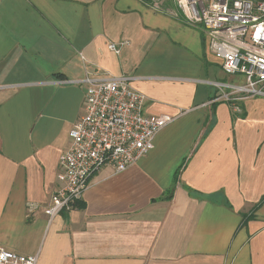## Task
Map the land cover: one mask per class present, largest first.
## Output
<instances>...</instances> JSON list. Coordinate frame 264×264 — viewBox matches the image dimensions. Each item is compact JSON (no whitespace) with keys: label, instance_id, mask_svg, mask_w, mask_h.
I'll return each mask as SVG.
<instances>
[{"label":"crops","instance_id":"crops-1","mask_svg":"<svg viewBox=\"0 0 264 264\" xmlns=\"http://www.w3.org/2000/svg\"><path fill=\"white\" fill-rule=\"evenodd\" d=\"M166 8L175 14L141 0H0V245L36 264H264V98L241 112L214 101L211 81L237 78L202 26ZM85 70L131 76L143 112L174 120L48 221L84 113L70 80Z\"/></svg>","mask_w":264,"mask_h":264},{"label":"built area","instance_id":"built-area-1","mask_svg":"<svg viewBox=\"0 0 264 264\" xmlns=\"http://www.w3.org/2000/svg\"><path fill=\"white\" fill-rule=\"evenodd\" d=\"M172 1L187 23L203 27L223 72L237 78L211 81L213 100L241 112V101L264 98V0ZM163 3L152 0L149 6L174 15ZM125 43L109 42L108 48L118 53ZM131 79L127 74L85 70L80 78L70 80L85 89L84 113L71 127L70 145L59 158L62 186L44 208L48 221L76 205L100 167L125 170L152 149L156 134L174 120L166 114H145L146 97L130 85ZM36 263L35 254H19L0 245V264Z\"/></svg>","mask_w":264,"mask_h":264},{"label":"trees","instance_id":"trees-1","mask_svg":"<svg viewBox=\"0 0 264 264\" xmlns=\"http://www.w3.org/2000/svg\"><path fill=\"white\" fill-rule=\"evenodd\" d=\"M145 5H150L152 0H141ZM172 0H164L163 5L166 7H173Z\"/></svg>","mask_w":264,"mask_h":264},{"label":"rangeland","instance_id":"rangeland-1","mask_svg":"<svg viewBox=\"0 0 264 264\" xmlns=\"http://www.w3.org/2000/svg\"><path fill=\"white\" fill-rule=\"evenodd\" d=\"M173 7L176 8L175 5H174V3H173Z\"/></svg>","mask_w":264,"mask_h":264}]
</instances>
